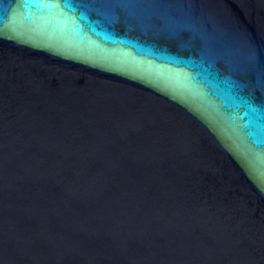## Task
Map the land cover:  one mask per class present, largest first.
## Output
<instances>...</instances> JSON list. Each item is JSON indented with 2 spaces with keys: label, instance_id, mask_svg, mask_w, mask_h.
I'll use <instances>...</instances> for the list:
<instances>
[{
  "label": "water",
  "instance_id": "95a60500",
  "mask_svg": "<svg viewBox=\"0 0 264 264\" xmlns=\"http://www.w3.org/2000/svg\"><path fill=\"white\" fill-rule=\"evenodd\" d=\"M0 264H264V0H0Z\"/></svg>",
  "mask_w": 264,
  "mask_h": 264
}]
</instances>
